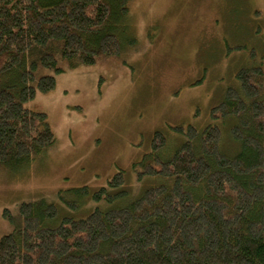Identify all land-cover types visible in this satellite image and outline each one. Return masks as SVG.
I'll list each match as a JSON object with an SVG mask.
<instances>
[{"label":"trees","instance_id":"1","mask_svg":"<svg viewBox=\"0 0 264 264\" xmlns=\"http://www.w3.org/2000/svg\"><path fill=\"white\" fill-rule=\"evenodd\" d=\"M130 1L0 0V165L27 166L56 141L46 113L25 105L55 87L40 73L63 71L55 54L92 64L135 44ZM235 80L212 108L218 123L154 132L138 175L156 183L133 193L118 171L69 189L63 205L22 202L0 264H264V69Z\"/></svg>","mask_w":264,"mask_h":264},{"label":"rangeland","instance_id":"2","mask_svg":"<svg viewBox=\"0 0 264 264\" xmlns=\"http://www.w3.org/2000/svg\"><path fill=\"white\" fill-rule=\"evenodd\" d=\"M129 26L136 42L121 56L69 66L55 54L63 71L41 68L56 85L25 105L46 113L56 141L27 166L0 165V235L22 202L63 205L69 189L104 186L118 171L133 193L156 183L138 175L154 132L218 123L212 108L237 69H264V0H131ZM222 140L234 152L226 131Z\"/></svg>","mask_w":264,"mask_h":264}]
</instances>
